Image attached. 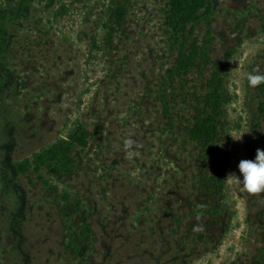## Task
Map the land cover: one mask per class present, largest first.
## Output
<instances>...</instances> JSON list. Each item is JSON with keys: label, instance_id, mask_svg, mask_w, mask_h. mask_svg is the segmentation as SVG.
I'll use <instances>...</instances> for the list:
<instances>
[{"label": "rangeland", "instance_id": "obj_1", "mask_svg": "<svg viewBox=\"0 0 264 264\" xmlns=\"http://www.w3.org/2000/svg\"><path fill=\"white\" fill-rule=\"evenodd\" d=\"M170 5L0 0V264H264V192L226 178L264 150V84L246 80L264 71V0H214L210 24L188 18L181 46L196 52L193 68L172 79L181 46ZM215 75L228 96L224 138L202 176H224L223 198L199 188L197 151L186 136L182 145L186 114L209 110ZM77 124L88 143L71 171L37 165Z\"/></svg>", "mask_w": 264, "mask_h": 264}, {"label": "trees", "instance_id": "obj_2", "mask_svg": "<svg viewBox=\"0 0 264 264\" xmlns=\"http://www.w3.org/2000/svg\"><path fill=\"white\" fill-rule=\"evenodd\" d=\"M6 3L7 7L5 15L16 16L18 8L16 7L15 9H11L9 5L10 2L7 1ZM186 4L191 5L190 10L186 8ZM213 7L214 0H171L170 13H168L167 16L172 29L173 45L179 48L183 44L182 34L185 31L188 18H194L196 22H200L202 19L203 22L209 23L210 18L212 17L211 13L213 12ZM198 10L200 12L199 16H201L199 19L196 17V12ZM120 11L123 12L121 7ZM107 38L108 41H110L109 36H107ZM4 48V33L0 31V50ZM195 54L196 52L186 54L182 50L181 46L177 62L174 64L172 69L173 75L171 76V79L175 75L182 76L183 74L186 77L189 76L187 70L193 68ZM216 73L220 75L218 71H216ZM218 75L211 78V91L205 94L207 102H205L203 106L205 107L208 105L209 110L206 111L204 108L199 106L196 107L194 111L193 108L188 114H186L188 118L185 119L186 125L184 127L182 137L184 142L186 136L187 142L193 144L194 150L197 151V158H190L198 163V167L193 171L198 172L196 178L197 181L198 179L200 181L199 188L205 192L211 191V194L217 196L220 194L221 198H223V189L225 186L224 176H220V178L213 183H211V180L207 179L205 176H202V173L204 172L206 166L211 163V160L222 153L220 142L224 138L223 115L225 112V105L228 101V96L221 80L218 79ZM162 99L164 101L162 114L164 116L165 126H169L172 130H176L180 121L178 111L175 110V104H172L170 99L167 100L164 94ZM87 143L88 132L86 131L85 126L83 124H77V126L71 130L68 137L59 139L47 149L35 154L34 159H36L37 165L45 164L50 161L48 166H55L57 170L58 168L60 169L59 171L63 170L68 172L71 171L78 159L77 156H71V154L79 146L84 147ZM182 145H185V142L182 143ZM179 161L181 162V159ZM31 164L30 159L27 158L23 161L17 162L15 166L17 172L22 173L29 169ZM5 171L7 172V170ZM214 178L215 177L212 176L210 179L213 180ZM7 181V177L4 178V182L6 183ZM217 192L218 194H216ZM204 208L205 207L202 206L200 210L203 211ZM211 212L217 214V212H219V208L212 207ZM85 228H88V231H91V225L88 223ZM72 237H75V235L72 234ZM78 238H76L75 242L81 244V241L78 240ZM262 254H264V249L262 250Z\"/></svg>", "mask_w": 264, "mask_h": 264}, {"label": "clouds", "instance_id": "obj_3", "mask_svg": "<svg viewBox=\"0 0 264 264\" xmlns=\"http://www.w3.org/2000/svg\"><path fill=\"white\" fill-rule=\"evenodd\" d=\"M246 80L250 87L264 84V71L254 69L247 72ZM242 134L239 138L231 136L234 139H240ZM132 143L131 138H125L123 146L128 149ZM237 167L241 175L229 173L226 177L228 180L238 181L250 193L264 192V150L257 148L254 159H241Z\"/></svg>", "mask_w": 264, "mask_h": 264}]
</instances>
